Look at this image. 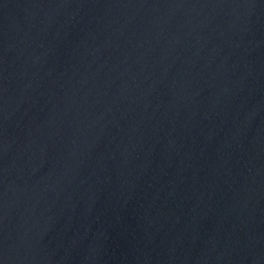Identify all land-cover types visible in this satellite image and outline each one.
<instances>
[{"label": "water", "instance_id": "obj_1", "mask_svg": "<svg viewBox=\"0 0 264 264\" xmlns=\"http://www.w3.org/2000/svg\"><path fill=\"white\" fill-rule=\"evenodd\" d=\"M0 264H264V0H0Z\"/></svg>", "mask_w": 264, "mask_h": 264}]
</instances>
